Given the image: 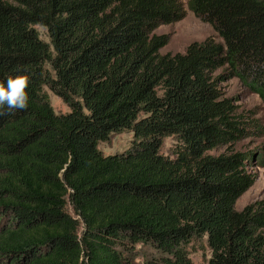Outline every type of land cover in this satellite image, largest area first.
<instances>
[{
	"label": "trees",
	"instance_id": "trees-1",
	"mask_svg": "<svg viewBox=\"0 0 264 264\" xmlns=\"http://www.w3.org/2000/svg\"><path fill=\"white\" fill-rule=\"evenodd\" d=\"M186 10L219 41L161 53L155 30ZM16 75L29 99L0 115V264H195L203 244L208 264H264V201L235 209L261 160L242 141L264 127L220 88L235 77L264 105V0H0V83ZM125 131V151L98 148Z\"/></svg>",
	"mask_w": 264,
	"mask_h": 264
},
{
	"label": "rangeland",
	"instance_id": "rangeland-1",
	"mask_svg": "<svg viewBox=\"0 0 264 264\" xmlns=\"http://www.w3.org/2000/svg\"><path fill=\"white\" fill-rule=\"evenodd\" d=\"M183 3L186 0H182ZM35 30L40 38L48 42L47 33L41 26L35 25ZM156 33H168L170 36L169 42L160 50L161 53L183 52L186 46L192 41H202L206 38H212L219 41L216 32L211 25L201 21L191 11L186 10L183 19L171 24H161L156 30ZM225 73L227 72L224 70ZM220 88L226 96L234 100V104L238 110L243 113L248 119H258L264 127V105L258 95L251 92L240 81L231 76H225L224 81L220 83ZM49 98L50 105L54 112H67L68 106L49 89H45ZM132 140V133L125 131L118 134H112L107 142H99L98 148L104 154H114L123 152L128 149ZM171 138H165L163 141L162 151L168 152L172 145ZM244 150H256L259 153V166L255 168L256 178L253 184L237 199L235 209L241 210L245 205L252 204L258 201H264V137H256L249 135L242 141ZM147 252V247L143 245L137 246L138 258ZM210 251L205 244L195 245L189 249V258L195 264H208Z\"/></svg>",
	"mask_w": 264,
	"mask_h": 264
},
{
	"label": "clouds",
	"instance_id": "clouds-1",
	"mask_svg": "<svg viewBox=\"0 0 264 264\" xmlns=\"http://www.w3.org/2000/svg\"><path fill=\"white\" fill-rule=\"evenodd\" d=\"M28 86L29 80L25 75L12 76L0 83V115L4 114V110L12 112L27 107Z\"/></svg>",
	"mask_w": 264,
	"mask_h": 264
}]
</instances>
